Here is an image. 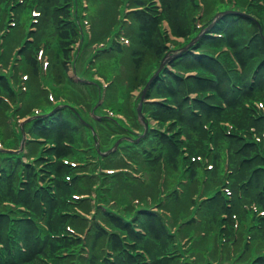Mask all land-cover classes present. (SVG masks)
<instances>
[{"label":"trees","instance_id":"trees-1","mask_svg":"<svg viewBox=\"0 0 264 264\" xmlns=\"http://www.w3.org/2000/svg\"><path fill=\"white\" fill-rule=\"evenodd\" d=\"M38 1L42 3L44 14L51 11L50 18L57 23L58 42H63L62 55L68 58L67 45L76 41L78 36L75 24L69 19L73 0ZM133 1L136 6H144L134 12L139 26L140 45L152 50L160 61L168 48L163 45L159 32V18L148 13L147 8L150 6H145V0ZM163 1L165 11L172 14L168 10V3H176V0ZM190 1L195 7H199L196 0ZM185 4L174 11L173 17L170 14V20L175 33L190 40L198 35L200 29L196 27L195 20H191L186 27L183 25L181 16L185 13ZM213 8L211 16L205 14L203 26L209 25L218 13H224L210 26L208 34H202L195 41L193 48L200 52L195 54L186 50L171 61L177 69L196 70V74L183 76L164 68L146 92L148 96L161 94L170 97V103L144 106V110L149 111V116L157 119L159 127H164L167 133L151 129L139 140H136L137 134L132 136L134 140L129 141L130 150L127 155L130 158L134 156L140 164H150L151 171L157 168L159 171L163 162L167 171L173 169L188 179L182 191V201L177 198L181 195L180 191H176L172 202H168L166 206L175 215L179 211L176 204L185 199L191 203V193L198 191V180L202 173L198 155L214 163L213 171L207 172L208 176L204 177L203 183L209 188L213 186L212 182L224 183V179H227L234 194L224 197L221 191L211 188L216 191L215 197L199 204L196 210L199 218L191 214L189 219L186 217L181 223H176V229L170 224L177 220V216L169 222L160 211L149 210L140 205L134 207L126 194H123V198L128 201L129 214L92 204V198L79 199L82 208L87 211L93 209L95 212L88 232L91 251L87 256L83 255L84 244L80 237L58 234L61 231L67 232L66 222L70 218H74L79 231L82 226H77V223L87 224L85 218L67 211L70 208L68 196L72 191H82L78 186L80 178L74 177L73 169L63 161V158L76 157V149L65 142L74 143L75 146L84 144L80 128L85 125L75 109L64 106L48 116L33 117L30 122L25 123L26 131L32 136L25 141L26 155L33 161L30 162L32 164L24 163L20 156L12 153L3 154L7 164L3 169L0 168V203L20 202L24 199L26 207L31 210V214L24 215L32 216L20 221L15 219V215L19 213L16 208L5 205L0 207V264H191L192 259L181 251L182 237L195 240V247L203 246L205 250L211 242L214 247L210 252L213 255L217 249L215 242L217 239L219 241L221 211H229L230 216L235 211L240 219L249 223L252 214L245 210L244 203L250 205L252 201H256L259 207L264 208V148L251 131L252 127L259 134L264 131V113H258L254 105L255 100L264 101V0L262 3L259 0H250L249 3L241 0H229L226 3L221 0ZM218 32L223 33V37L212 34ZM222 45L234 50L242 64V71L234 68V62L227 51H218ZM118 49L121 50L120 47ZM132 54L136 70L139 71L141 59L135 56H140L141 52L134 49ZM31 62L34 64L31 67L32 74L36 75V58L32 57ZM67 62L68 59L63 60L59 69ZM59 69L57 68V72ZM138 77L136 74L133 81L135 87L146 81ZM57 78L62 85L66 83L65 73H58ZM5 79L0 74V114L6 113L10 108L2 95H7L14 101L18 94ZM33 79L35 81V76ZM188 92H196L197 95L191 98ZM95 95L98 97V90ZM46 106L47 109L42 110L44 113L52 109L49 103ZM31 107L23 104L21 113L32 115ZM226 122L232 125L231 129L225 125ZM114 126L119 135L133 133L121 121ZM10 129L8 123L5 134ZM182 132L186 134L185 142L180 138ZM16 135L18 139L12 141L13 146L7 143V147L18 148L22 131L14 133ZM0 137H3L2 132ZM39 137H43V140H38ZM225 157L228 158L229 167L224 173ZM92 163L88 159L84 160L87 168L92 167ZM121 163L124 162L117 155L115 164ZM20 170L22 172L18 175ZM67 173L74 177L71 176L70 182L66 180ZM94 175L91 173L90 177L85 178L88 181L85 182L89 184V191L85 193L92 190L91 182L98 180ZM53 176L56 183L54 191L49 184L44 183L46 177L50 180L54 179ZM84 176L87 175L82 177ZM22 178L25 181H21ZM126 179L130 178L126 176ZM126 182L128 185L133 184L129 180ZM139 182L147 184L140 179ZM190 203L187 202L182 210L187 211ZM227 203L233 208L229 210ZM37 216L46 220L48 229L36 224ZM98 219L107 223L111 230L106 229ZM260 219L263 220L254 215L255 221H252L251 226L257 246L252 255L255 264H264V223L262 225ZM200 231H204L201 233L204 236H199ZM211 232L214 235L209 239ZM18 240L24 242V250L16 243ZM60 245L68 248L63 254H59ZM144 250L149 253L150 260L145 257ZM248 250L250 251V247ZM108 251L113 253L109 255ZM198 254L202 256L200 252Z\"/></svg>","mask_w":264,"mask_h":264},{"label":"rangeland","instance_id":"rangeland-1","mask_svg":"<svg viewBox=\"0 0 264 264\" xmlns=\"http://www.w3.org/2000/svg\"><path fill=\"white\" fill-rule=\"evenodd\" d=\"M120 1L122 4L117 3L118 0H78L75 5L73 4L72 15L69 19H72L74 14L77 17L79 22L75 21L77 23L75 26L78 30V36L76 38L77 41L67 45V48H69L68 58L62 55L63 42H58L56 28L57 23L55 21L52 22L50 18L51 11L48 14L43 13V9H41V2L36 0L35 3L37 4V8H30L32 14V11L34 10L41 11L40 15L34 16L36 17L35 19H39V23L36 22L38 23L37 30L33 31L32 34L35 39L33 41L30 40V42H33L31 44H28L29 41L24 40L26 37L30 38L31 33L30 31L28 32V30L30 29V23L32 19L27 18L26 21L23 22V20L20 21L19 18L23 14L28 15L30 9L25 8L20 10L19 8L16 10V15L14 17H16L17 21L15 19V24L12 25L9 21L10 17L8 16L7 10L4 8V4L0 3V64L4 63L3 67L1 68H6L8 63L11 62V65H9L7 68L8 71L3 72L7 75V81L11 87L15 88V90H19L20 88L22 89H20V91H22L21 94H17L22 104L32 106L31 108L36 105L40 107L43 104L51 103V96H53V98H62L63 101L69 102L79 107H81L83 104L86 107L85 115L88 117L92 111L99 112L100 109H98V107H101V105L104 103L107 105L113 103L114 106L117 107L118 112L123 113V116L126 115L129 117L127 118L125 116L126 120H129L130 127L135 125L134 122L130 121L136 120L135 102L137 97H129L128 90H126L122 96L119 87L121 86V81H124L125 79L128 80V85H131L135 80L136 74L139 75L140 78L145 79L157 63V58L152 50L143 48L140 45L139 26L135 18V14L131 11L127 12L128 10H133L130 6H132L134 3H129L128 0ZM155 1H157V5L160 6L158 0ZM219 1L221 0H202L204 12L211 16V11L214 9L213 7H217L219 5ZM241 1L248 2V0ZM25 2H30V0H25ZM145 2L147 1L145 0ZM184 4L185 13L182 14L181 21L186 27L191 22L192 17L200 11V8L195 7L190 0H181V3H179V0H176V3H168V10L172 12V14H170L173 17L174 11L183 7ZM99 6L103 7L98 11ZM75 8L76 13L74 10ZM157 8L160 10V7ZM168 13V11H165V14L169 18L170 24L171 15ZM120 17L124 18L123 20L128 18V20L122 21L121 23L122 31L120 32L122 33L123 38L126 40L124 43L122 42V45L120 44L121 50H119L117 46L116 40H118V38L113 39L110 43V47H106V49L102 48L103 50H99V48H96L97 45L95 43L97 41L105 42L108 40V35L109 37H113L115 35ZM164 21L166 22V20ZM19 22H21L22 25L17 26V23L19 24ZM17 28H19V30ZM163 28H166L165 23L163 24ZM8 29H11V33L9 35H4ZM43 38H45V44L42 45L41 40H43ZM170 38L173 37L170 36ZM108 43L109 42H106V44ZM105 46L106 45L102 47ZM134 49L135 51L141 52L140 56H135V58L141 59V69L139 71L136 70V66L133 61L132 53ZM38 51H43L49 59V65L46 72H43L45 63L43 61L39 63L41 75H45L44 80L41 78L38 79V75L31 73V67L34 65L33 62H31V58L35 57L34 55H36ZM77 58L79 59V64L76 70L75 65H73V63L71 64V61L72 59ZM65 59H68V62L64 67H60L59 69L60 63ZM57 68L59 69L58 72ZM72 68L77 74L81 76H89V74L95 69V75L93 74L95 78L98 79L99 76L104 80L105 83H109L105 87L106 89L104 90V94L99 96L100 98L98 99L95 95V91L98 88L94 83H91L90 81L82 83L81 81L73 80L70 77V75L75 74ZM117 72L123 75H118ZM58 73L66 74L65 79L67 84L64 82L62 85L60 83L59 79L57 78ZM115 73L118 76V78H116L118 81L113 82V75ZM34 76L36 78L35 81L33 79ZM39 81L44 85H41ZM125 89H127V86ZM139 89V87L134 89L136 92L134 93L138 95L140 92ZM81 90H83V93ZM12 111L13 110L9 108L6 110V113L2 112L0 114V132L3 133V137H0V144L2 146L6 143H13V140L18 139L17 135L14 136V133L16 134V132L13 128H11L10 131L5 134L8 123L12 122V125H15L14 128H17V118L13 117ZM83 127L84 126L81 125V129ZM114 129H116V127L114 126L113 120L110 119L109 121H106L105 124H99L98 126V130L101 137L104 139L103 141L106 143V146L114 143L115 141L112 137V130ZM82 136L91 139L87 130H84ZM91 147H93V145H91ZM85 148L86 146L84 144L77 145L75 150L76 157L73 158L74 161L83 163L84 160L87 159L91 161L94 160L93 158H90V155L94 153H92L90 149ZM129 150L130 148H126L122 150V152H129ZM132 159L134 160L135 158ZM93 164L94 163H92V167H89L90 170L96 169L94 168L96 165ZM146 166L151 165L140 164L135 171H141V173L144 174V179L142 182L147 184L140 183L138 179L139 177H136L135 179H126L133 183L132 185H128L126 180L119 182L115 179L113 181L112 184H115L114 194L120 201L125 200L123 198V194H126L127 199L131 198V200H134L132 198L142 197L148 193L155 194L156 191L154 188H156L159 180L162 177L167 178V182L170 183V186H174V183L177 181L178 175L180 174L173 169L160 172L157 171L158 168L156 170H152V174H149V169L145 170ZM76 170L80 172L82 171V167H77ZM203 173L205 172L203 171L200 176H203ZM85 180L86 179L80 180V183L78 184L79 190L89 191V184L86 183L88 181L86 180L85 182ZM93 195L95 194L93 193ZM181 197L182 194L177 196L179 201H182ZM71 199L74 200L73 197ZM176 206L177 210L181 211L183 209V202L177 203ZM77 209L78 207L76 206H70V213L77 212ZM185 214L187 215V213ZM73 219L74 218H70L69 225L75 227ZM171 220H174V215L171 216ZM173 224H176V222H173ZM58 234L59 236H63V234L67 236L69 233L59 232ZM208 236L209 239H212V234H209ZM188 240L189 241L184 243V246L188 256L193 258L191 264H203L206 255L204 253L205 248L203 246L195 247V240ZM211 247L212 243L209 242L207 244V249H210ZM67 249L68 248L66 245H60L59 254H63ZM199 252L202 254L201 257L200 254H198Z\"/></svg>","mask_w":264,"mask_h":264}]
</instances>
